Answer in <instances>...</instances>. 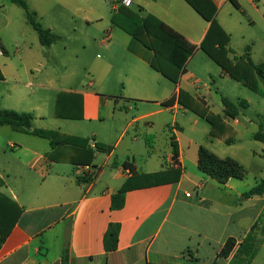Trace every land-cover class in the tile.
<instances>
[{"label": "crops", "instance_id": "1", "mask_svg": "<svg viewBox=\"0 0 264 264\" xmlns=\"http://www.w3.org/2000/svg\"><path fill=\"white\" fill-rule=\"evenodd\" d=\"M84 1L92 7L93 0ZM103 1L111 5L110 15L102 19L107 23L101 41L105 57L91 64L92 79L81 81L78 89L57 87L55 68L45 57L26 61L29 53H23L32 43L15 51L19 60L0 61V109L30 113L31 130L58 134L53 141L0 126L16 133L10 134L11 152L3 151L9 156L0 167V193L17 213L0 247V264H62L65 250L69 264H230L264 210V195L245 196L262 181L248 184L249 175L220 183L205 174L199 167L200 147L221 159L232 158L228 150L216 151L194 139L186 143L181 135L179 117L189 111L178 102L181 91L206 106L217 103L210 86L189 68L210 23L186 0H131L130 7L121 0ZM210 1L217 23L230 37V52L237 44L247 54L256 36L264 38V0H236L240 9L230 0ZM121 7L142 18L154 16L197 47L177 84L150 66V49L112 23ZM36 13L39 20L41 13ZM244 25L259 27V32ZM56 35L49 49L62 40ZM235 35L240 37L236 43ZM0 45L1 58L8 52ZM172 97V106L163 105ZM54 98L55 122L47 125ZM220 110L228 122L224 107ZM232 120L240 124L239 116ZM193 124L199 120L193 118ZM97 143L109 149L100 151ZM124 187V206L113 209L112 199ZM111 228H117V238L109 240L115 245L109 250ZM230 239L236 246L229 257H220ZM256 239L259 251L251 264H264L260 229Z\"/></svg>", "mask_w": 264, "mask_h": 264}, {"label": "rangeland", "instance_id": "2", "mask_svg": "<svg viewBox=\"0 0 264 264\" xmlns=\"http://www.w3.org/2000/svg\"><path fill=\"white\" fill-rule=\"evenodd\" d=\"M26 1L31 10L40 11V23L45 28H52L56 34L62 36V40L54 44L51 49L43 46L39 41L38 34L28 24L25 11L10 0H0V41L8 52V55L1 57L0 61H4L6 57L15 61L19 60L20 56L15 55V51L20 50L22 45L32 43L34 46L29 45L31 47L29 52L23 53L24 56L29 53L26 61L45 57L55 68L51 72H55L53 77L58 83L57 87L78 89L81 81L92 79L91 64H95L96 60L105 57V48L101 41L107 23L102 19L110 15V2L106 5L103 0H93L90 8L84 0H67V4L70 2L69 5L63 3V0ZM85 16L89 18V21L84 19ZM244 28L249 32L251 30L259 32V27L250 29L244 25ZM239 39L240 37L237 35L234 36L235 43ZM255 39V43L250 44L251 57L256 64H264V38L258 35ZM226 48L228 49V58L234 63V55L243 57L246 54V49L237 44L233 53L228 47ZM2 49L0 45V50ZM189 68L210 86L212 94L216 97L215 100L217 99V103L211 104L209 107L191 96L195 99L192 101L195 106H206L212 114H222L220 109L224 106L221 97L224 96L234 102L245 100L250 104V107L240 110L239 125L229 119L228 122L226 121L228 127L226 131L212 141L209 139L211 125L205 118L188 109L186 117H181V115L179 117V125L183 128L181 130L182 137L186 143L194 139L203 146H210L216 151L227 149L229 157L237 159L247 168L249 175L247 183L255 185L257 181L264 179V144L252 138L253 133L264 129V95L258 94L250 87L231 78L222 70L227 76L223 77L220 65L203 50L200 55L191 60ZM254 76L258 87L264 92V80H261L256 74ZM53 95H56V91L53 92ZM54 113L55 98L48 106L47 115L49 116L45 120L47 125L55 122ZM193 118L199 120L198 125L194 126ZM195 127L197 131L193 132L192 128ZM10 134L16 133H13L10 127H0V167L9 156L3 155V151L11 152L8 148V143L11 140ZM228 139L233 141L228 143ZM254 153H257L258 156H255Z\"/></svg>", "mask_w": 264, "mask_h": 264}, {"label": "trees", "instance_id": "3", "mask_svg": "<svg viewBox=\"0 0 264 264\" xmlns=\"http://www.w3.org/2000/svg\"><path fill=\"white\" fill-rule=\"evenodd\" d=\"M10 1L25 11L28 24L38 34L39 41L43 46H50L59 39L58 35L46 29L40 23L36 11L30 9L26 0ZM186 1L210 23L209 32L200 45V49L220 65L222 70L231 78L250 87L258 94L264 95V92L258 87L256 79H254V74L260 79H264V64H255L253 62L250 56V48L245 56L235 57V63L230 60L228 58V49L226 48L230 37L215 19L216 7L210 0ZM230 1L240 9V5L236 0ZM112 23L129 33L134 40L140 42L153 52L149 63L154 70L176 84L179 82L181 75L186 72L189 59L197 50L195 45L190 44L181 34L154 16L149 15L146 18H142L127 8L121 7L118 12L114 13ZM2 79L3 75L0 72V80ZM192 101H195V99L189 94L184 91L180 92L178 98L179 104L205 118L211 125V135L213 137H218L219 134L226 131L228 128L227 123L222 116L212 114L206 106H195ZM174 102L175 97H172L163 102V105L172 106ZM222 104L224 106L225 116L231 119H236L241 109H247L249 107L248 103L244 100L239 103H234L226 97H222ZM32 121L33 116L30 113L0 109V126L9 125L13 130L18 132L29 133L53 141L57 139L58 134L55 132L40 129L31 130ZM253 139L264 144V129L262 128L254 134ZM66 141L70 143L72 139L67 138ZM81 141L83 143L87 142L86 140ZM232 141V139L227 140L228 143ZM96 148L100 151L109 149L100 143L96 144ZM92 159L93 156L88 160V163H91ZM124 167H128V164L124 163ZM199 167L205 174L217 179L220 183H226L231 178L245 179L248 175L246 169L236 160L232 158L221 159L204 147H200L199 150ZM2 185L3 182L0 180V186ZM125 192L126 188L124 187L118 195L113 197V209L123 208ZM262 195H264V180L245 194L246 197ZM9 202L10 200L4 194L0 193V247L9 235L13 221L17 218V213L8 205ZM258 229L264 234V210L244 242L239 246L238 255L231 260L230 264H251L259 251V244L256 239V231ZM111 238H117V228H111L106 235V248L109 250L115 248L114 244L109 245ZM235 246L236 241L234 239L228 240L220 253V257H229ZM69 262V254L65 250L62 255V264H69Z\"/></svg>", "mask_w": 264, "mask_h": 264}, {"label": "built area", "instance_id": "4", "mask_svg": "<svg viewBox=\"0 0 264 264\" xmlns=\"http://www.w3.org/2000/svg\"><path fill=\"white\" fill-rule=\"evenodd\" d=\"M121 4L126 7H130L132 5L131 0H121ZM1 53V51H0Z\"/></svg>", "mask_w": 264, "mask_h": 264}]
</instances>
